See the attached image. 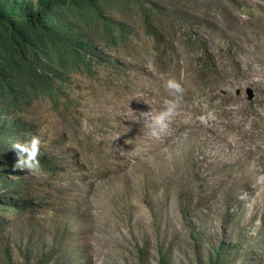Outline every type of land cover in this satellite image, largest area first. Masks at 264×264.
<instances>
[{"label": "rangeland", "instance_id": "rangeland-1", "mask_svg": "<svg viewBox=\"0 0 264 264\" xmlns=\"http://www.w3.org/2000/svg\"><path fill=\"white\" fill-rule=\"evenodd\" d=\"M150 1L163 37L138 7L118 16L136 35L112 68L3 119L52 168L0 182L2 206H27L0 212V264H264V0ZM173 99L152 137L145 115Z\"/></svg>", "mask_w": 264, "mask_h": 264}, {"label": "trees", "instance_id": "trees-1", "mask_svg": "<svg viewBox=\"0 0 264 264\" xmlns=\"http://www.w3.org/2000/svg\"><path fill=\"white\" fill-rule=\"evenodd\" d=\"M137 7L147 36L163 37L154 17L161 10L150 0H37L28 13L17 10L11 0H0L1 183L20 175L15 168L17 154L11 147L16 139L4 132L3 119L44 96L62 97L74 73L92 75L103 67L112 68L115 59L107 52L130 50L136 35L118 16L129 15ZM39 160L38 171H51L47 160ZM4 205L8 207L0 204V212L27 208L18 202ZM1 222L0 217V226ZM161 264H165L164 258Z\"/></svg>", "mask_w": 264, "mask_h": 264}, {"label": "clouds", "instance_id": "clouds-1", "mask_svg": "<svg viewBox=\"0 0 264 264\" xmlns=\"http://www.w3.org/2000/svg\"><path fill=\"white\" fill-rule=\"evenodd\" d=\"M165 87L169 95L176 98L182 92V87L179 82L174 79H169L165 83ZM175 99L165 102V110L157 114L145 115L146 126L149 134L154 138H159L168 129V121L175 115L176 112ZM82 129L87 130V122L82 121ZM18 152V159L15 168L26 170L28 173L40 167L39 157L41 155V140L38 136L31 135L23 142H16L11 146Z\"/></svg>", "mask_w": 264, "mask_h": 264}, {"label": "bare ground", "instance_id": "bare-ground-1", "mask_svg": "<svg viewBox=\"0 0 264 264\" xmlns=\"http://www.w3.org/2000/svg\"><path fill=\"white\" fill-rule=\"evenodd\" d=\"M204 123H202V125H203ZM207 126V125H206ZM145 134V133H144ZM147 137H148V135H147ZM164 141V140H163ZM227 144V143H226ZM221 146V145H220ZM223 146V145H222ZM221 146V147H222ZM228 146V145H227ZM220 147V148H221ZM227 148V147H226ZM222 149V148H221ZM228 149V148H227ZM231 149V148H230ZM154 150V149H153ZM243 150V149H242ZM215 151V150H214ZM223 152V151H222ZM228 152V151H227ZM147 153V152H146ZM243 154H244V152H243ZM226 155H227V153H226ZM245 155V154H244ZM143 156V155H142ZM230 157V156H229ZM235 157V156H234ZM222 158V157H221ZM224 159V158H223ZM217 160V159H216ZM140 164H141V162H140ZM220 165V164H219ZM140 167V166H139ZM221 168V167H220ZM214 169V168H213Z\"/></svg>", "mask_w": 264, "mask_h": 264}]
</instances>
